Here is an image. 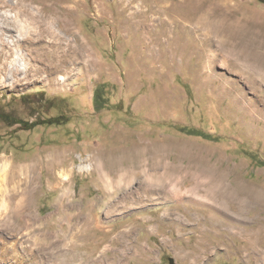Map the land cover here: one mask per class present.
Segmentation results:
<instances>
[{
  "label": "rangeland",
  "instance_id": "obj_1",
  "mask_svg": "<svg viewBox=\"0 0 264 264\" xmlns=\"http://www.w3.org/2000/svg\"><path fill=\"white\" fill-rule=\"evenodd\" d=\"M198 1L0 0V111L28 121L64 122L24 129L0 119V167L6 158L39 164L34 201L41 217L60 200V177L70 179L66 202L72 199L84 211L90 201L103 202L94 210L99 226L84 231L79 223L84 236L77 238L74 264L86 261L93 247L106 264H264L244 232L264 217V200L246 210L245 220L217 214L225 221L220 228L209 208L157 196L108 214L104 201L109 199L96 182V171L80 169L92 164L91 155L124 150L142 139L174 143L186 147V153H169L174 163L183 167L192 158L202 159L225 174L229 187H255L264 196V80L230 72L219 60L207 68L209 50L202 36L180 23L198 12ZM204 5L238 12L264 46L263 1L205 0ZM138 10L142 14L133 17ZM160 15L173 19V34L165 33V23L157 25ZM156 35L160 43L152 41ZM97 88L102 103L108 101L102 109L94 101ZM49 151L62 152L65 162L74 160L73 171H50L41 162ZM122 193L123 188H112V202ZM122 230H130V236L123 239ZM28 243L33 250L24 246ZM34 244L31 236H12L0 225V250L16 245L27 263L54 264L46 258L59 249L43 250L46 258L41 259ZM17 263L24 264L0 262Z\"/></svg>",
  "mask_w": 264,
  "mask_h": 264
},
{
  "label": "bare ground",
  "instance_id": "obj_2",
  "mask_svg": "<svg viewBox=\"0 0 264 264\" xmlns=\"http://www.w3.org/2000/svg\"><path fill=\"white\" fill-rule=\"evenodd\" d=\"M192 2L194 3V1ZM204 2L205 0L198 1L196 4L198 12L188 16L184 15L185 17L180 19V23H183L186 29H191L194 34L199 33L202 36L203 45H207L206 50L207 48L209 50L208 60H206L207 68H211L219 60L221 64L231 70L230 72L237 71L241 74H248L251 76V81L255 82L264 80V46H261L263 44L254 40L255 35L254 37L250 35L247 25L242 24L241 19L236 16L238 12L229 9V6L226 10L218 5L206 7ZM142 12L143 10H138V13L134 12L133 17L142 14ZM170 19H164L161 15L157 18V25H160L161 22L165 23L167 28L165 33L167 32V34L173 32L171 23L173 19L171 17ZM152 41L160 43L161 36L156 35ZM213 46L216 48H211ZM17 53L22 54L21 50H18ZM226 86L223 90L230 93L235 92L233 89H227ZM237 96L239 95L237 94ZM183 146L142 139L124 150L98 152L91 155L88 161L90 160L92 164H83L80 169L90 170L92 166V172L96 171V182L103 190V197L109 199V201H104L109 207L108 214L115 210H124L131 203L133 205L146 201L151 203L157 196V198L176 200L180 202L179 205L190 203L209 208L215 214L213 215L214 225L220 228L225 221L220 220L216 216L217 214L225 213L232 217H242L245 220L246 218L243 216L246 210L261 204L264 200L262 193L255 187L239 186L235 189L229 187L225 174L202 159L194 160L195 158H192V161L183 167L171 161L169 153L172 150H177L182 154L186 153V147ZM0 159L3 160V158ZM65 161L63 153L60 151H49L41 160L45 166L50 168V171L60 169L62 173L72 172L75 165L74 160ZM38 165L36 163L16 164L7 158L3 161L0 167L1 228L12 236L20 233L31 236L35 244H38L36 250L40 252V257L46 256L42 254V251L47 248L59 249L48 254L50 255L48 258L45 257L54 264H74L76 258L79 257L75 246L79 240L77 238L84 236L80 229L88 231L99 226L101 221H97L94 210L103 202L90 201L85 211L81 207L78 208V203L72 199L66 202V198L70 197V188L68 187L70 179L60 177L62 190L60 200L51 213L41 217L35 210L34 201L38 188V168L40 169ZM133 182H137L136 188L131 187ZM114 187L123 188V193L121 197H118L117 203H113L111 200V190ZM73 209L76 211L72 212ZM174 213V211L171 212V214ZM63 221H66L67 228ZM58 222L61 226L59 230L55 228V224ZM254 223H256L255 226L249 230L245 229L244 232H246L257 258L262 260L264 258L262 256L264 254V217ZM236 226L238 227V225ZM120 234L124 239L130 236L131 231L122 230ZM24 246L30 251L34 249L33 244L28 243ZM140 249L141 247H138L139 251ZM24 255L18 246H6L0 250V262L9 260L29 264L24 260ZM106 261V258L95 256L93 247L87 260L82 264H106Z\"/></svg>",
  "mask_w": 264,
  "mask_h": 264
},
{
  "label": "trees",
  "instance_id": "obj_3",
  "mask_svg": "<svg viewBox=\"0 0 264 264\" xmlns=\"http://www.w3.org/2000/svg\"><path fill=\"white\" fill-rule=\"evenodd\" d=\"M264 2V0H261ZM101 89L97 88L94 94V101H95V105L99 108L102 109L104 108V105L108 103V101H104L102 103V100L104 99L103 94L100 91ZM101 101V102H100ZM0 119L3 120L4 122L10 124V125H14V124H19L22 128L24 129H34L35 127H37L38 125H46V124H64V122L62 120H59V118H48V119H37L35 121H28L25 120L23 118L17 117L13 114L12 111H0ZM183 131H186L190 134H194V135H200V136H204L206 138L209 139H217V137L212 136L211 134H207L202 132L199 129H195V128H189L186 129L184 127L181 128Z\"/></svg>",
  "mask_w": 264,
  "mask_h": 264
}]
</instances>
